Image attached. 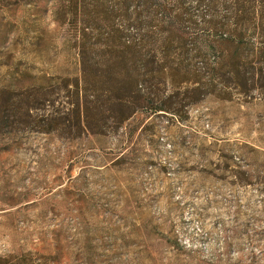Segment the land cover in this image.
I'll return each mask as SVG.
<instances>
[{
    "label": "rangeland",
    "instance_id": "obj_1",
    "mask_svg": "<svg viewBox=\"0 0 264 264\" xmlns=\"http://www.w3.org/2000/svg\"><path fill=\"white\" fill-rule=\"evenodd\" d=\"M133 1L0 0V264H264V0ZM82 51L93 112L121 52L173 112L79 126Z\"/></svg>",
    "mask_w": 264,
    "mask_h": 264
},
{
    "label": "trees",
    "instance_id": "obj_2",
    "mask_svg": "<svg viewBox=\"0 0 264 264\" xmlns=\"http://www.w3.org/2000/svg\"><path fill=\"white\" fill-rule=\"evenodd\" d=\"M155 0H143L141 1L142 9L134 8L133 14L130 16H136L137 18L140 15L145 14L151 15V7ZM179 2H183L184 0H177ZM134 2L133 0H122L124 3V13L128 14L130 11L129 5ZM240 3V1H238ZM123 5V4H122ZM160 4L157 7V11L162 15H171V11L168 7H160ZM242 8V7H241ZM239 10L243 11V8ZM126 10V11H125ZM150 13V14H148ZM105 14V19H108L107 13ZM175 20L173 21V26L176 27V30L180 28L182 25L181 19L179 17L174 16ZM139 19V18H138ZM136 20V19H135ZM114 34L119 35L122 31L118 29H114ZM122 36V34H121ZM142 39L139 40L137 37L136 41L129 42V47H138L141 46V41L145 40V42L149 43L151 41L149 36L143 35ZM143 42V41H142ZM144 43V42H143ZM145 44V43H144ZM169 45V43H166ZM85 48V46H83ZM116 57V65H117V75L115 78L109 79V87L106 91V100L109 102V107L111 109L110 114H102L93 112L92 110V102H97V100H89L86 94V89L89 84V78L86 75V69L88 63V55L84 51H82L81 55V65L83 71V81L84 85H79L76 83L75 93H76V101H75V109L72 110L75 112V119L79 126H83L88 129L91 133H100V128L102 127L103 120H110L113 124H121L132 117L134 113H136L140 108L145 106H151L155 111H168L173 112V109H170L167 106L157 105V100L155 94L152 91L151 84L154 80H162L163 73L161 70L156 68V62L152 56L143 57L138 52L133 55L127 56L124 52ZM109 76V75H108ZM141 84H146L145 87H139ZM150 84V85H147ZM128 94L127 96H125ZM157 105V106H156ZM106 122L104 123V125Z\"/></svg>",
    "mask_w": 264,
    "mask_h": 264
}]
</instances>
